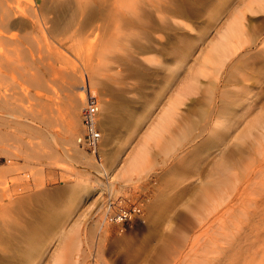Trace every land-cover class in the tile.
I'll return each mask as SVG.
<instances>
[{"label": "rangeland", "instance_id": "rangeland-1", "mask_svg": "<svg viewBox=\"0 0 264 264\" xmlns=\"http://www.w3.org/2000/svg\"><path fill=\"white\" fill-rule=\"evenodd\" d=\"M84 1L47 50L30 38L4 48L10 67L1 68L0 87L28 118L0 114V223L46 227L29 258L25 243L17 245L16 264H54L57 256L59 264H264V62L256 57L264 10L244 13V39L254 37L257 48L244 44L218 72L200 76L201 56L247 0H201L191 19L166 11L167 0H127V10L111 14L110 0L96 11ZM41 2L54 17L58 3ZM91 80L97 103L113 106L98 120V156L80 147L75 154L62 139L73 99L85 102ZM171 104L175 114L163 141L150 143L143 171L111 181ZM108 198L142 202L141 221L109 226Z\"/></svg>", "mask_w": 264, "mask_h": 264}, {"label": "bare ground", "instance_id": "bare-ground-1", "mask_svg": "<svg viewBox=\"0 0 264 264\" xmlns=\"http://www.w3.org/2000/svg\"><path fill=\"white\" fill-rule=\"evenodd\" d=\"M88 1L90 4V7H91L90 9L92 11L98 10L100 5L105 6L103 4H100L99 0H88ZM141 1H143V0H140V2ZM14 2H15L14 0H0V76L2 75V72H1L2 67H3V69L10 67L9 66L10 61H7L8 59H10L6 55L7 49H9L10 47H16L18 44H20L22 42L27 43V42L31 41L30 39L35 41L37 44L42 43L41 45L44 46L43 48H45L47 46L49 47V45L46 43L47 39L58 38L59 35H61L63 33L66 34L68 32V30L70 31L71 30V28H70L71 24L76 19L75 17H77V14L79 13V11L83 10L81 7H85L86 5H88V2L87 1L85 2L84 0H74V2H75L74 7L71 5V0H50L51 4L52 3H54V4L58 3V6H57L58 9L56 6L53 7L55 10L57 9V11L54 10L55 13L54 12L53 13L55 16L53 15L54 17H51L54 20L52 19V21H51V18L49 16H47L46 12H44V4L45 3L42 4L41 0H28L27 2L29 5H27L28 7L26 10H25V8H24V10H23V8L22 9L19 8V4H16V2L14 4ZM18 2H19V0H18ZM110 2H111V5H114V6H113V8H110L111 10H108L107 13H110V14L114 13V11H117L118 9L127 10V0H110ZM153 5H154V3H153ZM63 7H64V9H62L63 11H60L59 9H61ZM157 8L155 9L156 12H158ZM259 10H264V0H247L245 5H244L243 11H238L236 13H233V15L228 20V22L223 27V29L220 32H218L215 40H213L209 44L206 51L201 56L200 63H199L200 68H199L197 74H199L200 76H205L206 74H209V72H213L215 74L216 72H218V70L224 64V62L228 58L232 57L234 54H237V52L240 49L244 48L245 46L248 48H254V47L257 48V45L259 43L256 42L254 37H252V39L248 40L247 42H246L247 39H244L245 32H244V28H243V20H244V13L245 12L255 13ZM64 11H65V13H64ZM140 11H142V10H140ZM60 13L63 15H60ZM64 15H66V17H64ZM18 16H21L23 19L19 18ZM138 16H141V15L138 14ZM125 21H127V20H125ZM15 30H18L21 33V35L19 36ZM114 31H115V29H114ZM72 32L73 31H71V33L69 32L68 34L74 35V33H72ZM75 33H76V35H79V34H77L78 31H76ZM71 35H69V36L72 39L73 35H72V37H71ZM61 36H63V35H61ZM69 36L67 35L66 38H68ZM64 38H65V36L63 37V39ZM102 38H103V36H102ZM104 39H106V37H104ZM79 40H77V41L80 42ZM113 41H115V40H113ZM70 42L73 45L74 41L73 42L70 41ZM111 42H112V40H111ZM82 43H83V41H82ZM96 43H97V41H96ZM103 44L105 46H107V44L109 45V41L104 42V43L100 42L98 45L96 44L97 45L96 48L98 46L100 49L104 48L105 46L102 47ZM244 44H246V45L244 46ZM20 45H23V43ZM72 45H70L71 48H73ZM65 46H69V45L66 44ZM79 46H80V44H79ZM90 46H92V45L90 44ZM261 46H264V41L261 42ZM20 47H22V46H20ZM4 48H7V49H4ZM38 48H39V46H38ZM105 48H107V47H105ZM15 49L16 48H14L13 50H15ZM18 49H19V47H18ZM35 49H36L37 54L43 50L41 48L37 49V46ZM45 49L47 50V48H45ZM74 49H75V47H74ZM262 49H264V47H262ZM9 50H11V48ZM50 51H51V49H50ZM258 52H259V56H256V57L262 58L261 60H262V62H264V50L258 51ZM54 53H57V51ZM18 55L20 56V54H18ZM30 55H31V53H30ZM30 58H33V57H30ZM11 61H12V59H11ZM27 65L29 66V64H27ZM13 66H16V64ZM23 68H25V67H23ZM252 68H254V67H252ZM12 69L13 68H11V71H12ZM19 69H20V67H19ZM21 70H24V69H21ZM26 71H22V72H26ZM9 73H11V72H9ZM32 77H29V79H31L30 82L34 83L37 78L34 80V77L33 78ZM37 80H36V82H38ZM93 80L90 81V83H89L90 86L87 84L88 87L87 88L84 87L85 89H89L90 92H92V90H94L95 86L97 85V83ZM0 85H1V78H0ZM97 86H99V85H97ZM4 92L2 91V89L0 87V114L5 113L3 115H5L7 118H12V119L18 118L20 116L21 117L23 116L24 118H28L27 114L26 113L24 114V112L26 110L23 112L22 109L18 108V106L20 107L21 105L19 104L17 106V104H16L17 101L14 102V104L12 102L7 101L6 96H4V94H3ZM73 100H74L73 103L71 102L73 105H72V108L70 109L71 113H69V117H68L69 119L67 120V122L65 123V125L63 127L64 129H63L62 133L65 136H63L62 139H64L65 144L67 143L71 146L69 151H73L75 154H79V152H77V151H79L78 150L79 146L76 142H77V138L81 134V132L78 134V136H75V131H77V127L81 126V128H82V123H81V121H79L78 118H76L77 117L76 111L79 109V105H80V102L83 101V97L80 95V98H78L76 100L73 99ZM10 101H12V99ZM82 104L85 105V102L84 103L82 102ZM174 106H175V104H171L159 116L157 122L152 127H149V129L142 135L140 140L137 141L136 146L135 147L133 146L134 148H132V150L130 149L131 153L128 154V157H126V159H124V161H122V165L120 166V169H118V173L112 177L109 176V179L111 181L113 179L115 180V178H119V179L127 181L129 177L139 175V173H141L143 171L142 168H143L145 161H146V157H147V153H148L150 143L159 144V142L161 140L163 141V137L168 130V128H166V126L171 122L172 116L175 114V109H174L175 107ZM97 107H98V111H97V115H96V126L98 125V120L100 119V117L102 115V109L105 112V111H108L109 109L112 110L113 106L110 103L109 104L105 103L104 106L102 104L100 105L99 103H97ZM13 113L17 114L16 117ZM223 114H226V113H223ZM81 119H82V117H81ZM107 119H109L108 116H107ZM108 122H109V120H108ZM219 124H220V122H219ZM217 127L218 126H216L215 128L217 129ZM221 127L223 128V122H222ZM97 128H98V126H97ZM262 131H264V129H262ZM100 143H101V138L99 139V142H98V146H99L98 148H100ZM98 151H97V153H98ZM130 181H133V180H130ZM82 187L84 190L87 189V186H82ZM5 191H2V192L7 193ZM3 195H5V194H3ZM240 195H242V192L240 193ZM10 201L12 202V199ZM1 206L2 205H0V207ZM2 207L0 210H3ZM3 215L5 216V213H3ZM2 216H0V219H2ZM4 219L5 218H3L2 220H4ZM45 228L46 227H44L43 229L37 230V232H36L35 229L29 230L28 227L24 228V229H16L15 224L12 225L11 222L6 223V224L0 223V244L5 246V248L3 250H5L8 253L7 256H0V264H16V262L18 260V256H19L18 252H17L18 251L17 245L19 243H25V246H27V250L25 253L27 255V258H29L30 254L35 250V247L32 246V241H34V239L39 237V234L42 231L46 230ZM73 245L74 244L72 243V246ZM72 257H73V255H72ZM60 260H61L60 257L57 256L55 258L54 264H59Z\"/></svg>", "mask_w": 264, "mask_h": 264}, {"label": "built area", "instance_id": "built-area-1", "mask_svg": "<svg viewBox=\"0 0 264 264\" xmlns=\"http://www.w3.org/2000/svg\"><path fill=\"white\" fill-rule=\"evenodd\" d=\"M97 98L89 89L85 90V105L81 111L82 132L77 138V144L86 152L98 156L100 131L96 126ZM105 216L109 226L127 227L140 222L143 217V203L130 202L119 198H108L105 206Z\"/></svg>", "mask_w": 264, "mask_h": 264}, {"label": "snow or ice", "instance_id": "snow-or-ice-1", "mask_svg": "<svg viewBox=\"0 0 264 264\" xmlns=\"http://www.w3.org/2000/svg\"><path fill=\"white\" fill-rule=\"evenodd\" d=\"M201 0H167L166 11L183 19H191V14Z\"/></svg>", "mask_w": 264, "mask_h": 264}]
</instances>
